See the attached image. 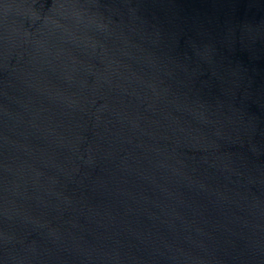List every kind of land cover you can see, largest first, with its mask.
I'll use <instances>...</instances> for the list:
<instances>
[{
    "label": "water",
    "instance_id": "1",
    "mask_svg": "<svg viewBox=\"0 0 264 264\" xmlns=\"http://www.w3.org/2000/svg\"><path fill=\"white\" fill-rule=\"evenodd\" d=\"M0 264H264V0H0Z\"/></svg>",
    "mask_w": 264,
    "mask_h": 264
}]
</instances>
